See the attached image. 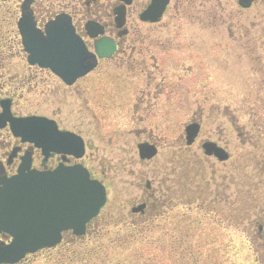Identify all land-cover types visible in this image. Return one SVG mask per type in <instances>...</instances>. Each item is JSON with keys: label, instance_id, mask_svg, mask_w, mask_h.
Wrapping results in <instances>:
<instances>
[{"label": "flooded vegetation", "instance_id": "af4514ba", "mask_svg": "<svg viewBox=\"0 0 264 264\" xmlns=\"http://www.w3.org/2000/svg\"><path fill=\"white\" fill-rule=\"evenodd\" d=\"M260 1L0 0V173L13 176L23 165L47 172L82 165L105 185L107 206L116 191L113 198L123 207L117 211L128 212L138 235L158 220L164 236L174 222L182 235L189 226L197 233L203 213L233 225L240 206L249 248L264 261L263 187L258 194L241 170L243 157L264 147V119L258 113L255 129L241 127L237 110L221 104L218 75L221 44L244 47L250 53L245 56L252 45L263 44L252 34V10ZM56 41V52L46 55L55 69L31 63L28 43ZM77 43L85 51L81 66L92 70L76 79V65L61 60L71 59V44ZM31 116L83 137L85 156L46 154L17 138L11 119ZM94 137L105 140V148L119 137L109 155L121 158L120 173L104 170ZM210 144L227 160L210 154ZM142 145L149 148L141 151ZM163 150L174 152L170 162L140 169ZM253 173L264 186V161ZM124 175L130 179L115 189ZM190 217L195 219L189 224Z\"/></svg>", "mask_w": 264, "mask_h": 264}, {"label": "rangeland", "instance_id": "374dc122", "mask_svg": "<svg viewBox=\"0 0 264 264\" xmlns=\"http://www.w3.org/2000/svg\"><path fill=\"white\" fill-rule=\"evenodd\" d=\"M252 21L253 39L263 42V44L252 45L253 52L248 56L244 55V53L250 54L244 47L238 45L229 47V45L221 44L219 49L220 67L218 69L221 104L235 108L241 127H248V129H252V124L254 129L256 128L259 115L264 119V0L260 1L252 10ZM252 137H255V131L252 133ZM103 139L104 137H102ZM90 140H94L104 153H101L102 159L106 161L104 170L112 176L114 172L120 173L123 169L121 165H118L121 158L109 155L117 145L121 144L119 137H111L112 142H106L107 148H105V140L102 144L96 140V137ZM257 148L258 152L252 151L243 157L244 160L246 159V164L241 166V170L243 173L246 171V175L252 178L251 184L253 186L256 184L259 194L262 193V187L264 191V186L256 181L253 169L257 168L258 162L264 161V156L260 151L264 147ZM240 152L242 151H238L237 154ZM173 153L170 150H163L157 160L149 166H140V169L148 172V169L154 164L163 165L166 161L170 162ZM128 179H130L129 175H124L123 178L117 180L115 189L122 188V183H126ZM255 191L256 188L253 187V195H255ZM115 195L116 191L113 189L109 205L95 222L96 225L94 223L91 227L89 237L77 242L69 239V242L73 244L71 248V252L74 253L73 257H88L103 248L105 254L100 257V261L90 264H264L257 253L249 248L250 240L245 232L247 226H244L242 221L243 212L240 211L242 209L240 206L234 211L233 225L228 224L221 215L215 218L216 222L213 216L203 213L200 218L203 223L197 233L191 232L189 226L190 233L182 235L181 230L176 228L177 224L174 222L171 229H166L168 236H164V229L160 228L164 222L158 220L151 225V230L147 231L143 235L144 237L139 238L134 236V229L130 227L133 223L127 216L128 212L117 211V208L123 207L115 200L116 198H113ZM176 213H182L181 208ZM105 218L107 221L110 218L113 219L109 220V223H104ZM192 219L195 217H190L187 223L190 224ZM213 223H216V226ZM97 228L100 231L97 232ZM211 230H214L215 234L211 233ZM66 248L67 246H64L59 252ZM106 255L108 256L106 257ZM32 258L34 261L26 264H52L51 258L56 259L55 255H46L45 257L42 254Z\"/></svg>", "mask_w": 264, "mask_h": 264}, {"label": "water", "instance_id": "95a60500", "mask_svg": "<svg viewBox=\"0 0 264 264\" xmlns=\"http://www.w3.org/2000/svg\"><path fill=\"white\" fill-rule=\"evenodd\" d=\"M252 1L242 3L249 6ZM20 134L36 143L46 140ZM207 149L221 160L227 158L215 147ZM0 183V233L13 238L9 245L0 241V264H16L29 254L57 246L63 231L72 229L83 236L106 203L105 188L83 168L48 174L23 170L18 177Z\"/></svg>", "mask_w": 264, "mask_h": 264}, {"label": "trees", "instance_id": "16d2710c", "mask_svg": "<svg viewBox=\"0 0 264 264\" xmlns=\"http://www.w3.org/2000/svg\"><path fill=\"white\" fill-rule=\"evenodd\" d=\"M64 246H67V248L64 251L59 252L60 249L64 248ZM72 246L73 244L69 242V240H67L64 244H62L60 247L54 249V250H48V251H44L40 254L44 255L46 257V255H51L54 256L55 255V260H53L51 258V262L52 264H90V263H96L97 261H100V257L103 256L104 250L103 248L99 249L97 252H95L94 254L92 253V255L86 257H73L72 255H74L72 251ZM37 256V255H36ZM108 255H106L107 257ZM34 259L31 257L29 259H27L23 264L29 263V262H33ZM102 262V261H101Z\"/></svg>", "mask_w": 264, "mask_h": 264}]
</instances>
